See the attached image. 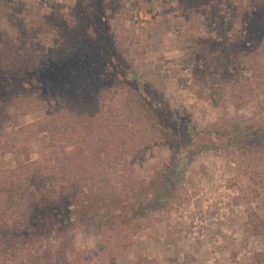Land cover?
<instances>
[{
    "label": "rangeland",
    "instance_id": "374dc122",
    "mask_svg": "<svg viewBox=\"0 0 264 264\" xmlns=\"http://www.w3.org/2000/svg\"><path fill=\"white\" fill-rule=\"evenodd\" d=\"M0 177V264H264V0H0Z\"/></svg>",
    "mask_w": 264,
    "mask_h": 264
},
{
    "label": "trees",
    "instance_id": "16d2710c",
    "mask_svg": "<svg viewBox=\"0 0 264 264\" xmlns=\"http://www.w3.org/2000/svg\"><path fill=\"white\" fill-rule=\"evenodd\" d=\"M32 15H33V19L35 20V18H36V16L35 15H38L39 16V18H40V23L41 24H43V25H45V29L47 28L46 27V25L47 24H49V27H48V29H47V31H50V32H53L54 31V27L52 26V25H50V23L48 22V20L45 18V17H43V15L41 14V12L38 10V11H34V12H32L31 13ZM200 59H202V57H200L199 56V59H198V61L200 60ZM201 61V60H200ZM204 63H206V60H204ZM214 101H215V99H213ZM216 102V101H215ZM218 102H216V104H217ZM6 132V131H5ZM6 135H10L11 137H13V134L12 133H10L9 131L8 132H6ZM18 143H20V141H17ZM17 142H16V144H17ZM171 145L172 146H174L175 144H174V142H172L171 143ZM67 160H69V159H65V162H64V165L65 164H70L69 162H66ZM42 161H40V160H36V161H33V162H30L29 164H28V166H27V168H25V169H23L22 171L21 170H15L14 172H15V175L16 176H18V177H21L25 182L27 181V183L26 184H31V182L33 183H39L40 182V180H43V179H45L48 175H50L51 173L54 175V174H56V170L55 169H52V170H46V171H44V172H42V173H40V172H38L39 173V175L38 174H36V170L37 171H39L38 169L39 168H41V167H43V165H42V163H41ZM36 169V170H35ZM41 170V169H40ZM2 177H0V191H5V187L8 189V184L7 183H4L3 182V180L1 179ZM28 181H31V182H28ZM2 184H4V185H2ZM36 186H39V185H37L36 184ZM165 194V193H164ZM4 201H3V199H1V201H0V212L2 213L3 212V209H2V207H5V205H4V203H3ZM0 213V214H1ZM248 215H249V217H250V219H251V223L254 225V226H256V227H258L259 226V223H257L258 221H260V218L258 217V215H256V213L251 209V207H250V209L248 210ZM1 216V215H0ZM45 222V226L43 225L42 227H41V230H39V232L40 233H42V234H44L49 228H50V224H48L47 223V221L46 220H44V219H42V223H44ZM31 228H33V227H31ZM260 231V230H259ZM0 258H1V253H0ZM0 261H1V259H0ZM2 262V261H1Z\"/></svg>",
    "mask_w": 264,
    "mask_h": 264
},
{
    "label": "crops",
    "instance_id": "0c3cea01",
    "mask_svg": "<svg viewBox=\"0 0 264 264\" xmlns=\"http://www.w3.org/2000/svg\"><path fill=\"white\" fill-rule=\"evenodd\" d=\"M180 225H181V223L177 222V225H175L176 227H173V228L169 227V229H165L167 231L165 235H160L163 238L162 241L160 240L158 242L160 245L159 247L161 248V251H163V252L168 251V250L172 251V249L170 248V245L179 246V241H178L179 239L175 238L174 236H175L176 232H180V231L176 230ZM163 263H164V261H163Z\"/></svg>",
    "mask_w": 264,
    "mask_h": 264
}]
</instances>
